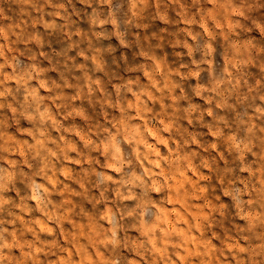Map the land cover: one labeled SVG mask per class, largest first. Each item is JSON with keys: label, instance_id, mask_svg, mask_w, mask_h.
<instances>
[{"label": "clouds", "instance_id": "1", "mask_svg": "<svg viewBox=\"0 0 264 264\" xmlns=\"http://www.w3.org/2000/svg\"><path fill=\"white\" fill-rule=\"evenodd\" d=\"M0 264H264V0H0Z\"/></svg>", "mask_w": 264, "mask_h": 264}]
</instances>
